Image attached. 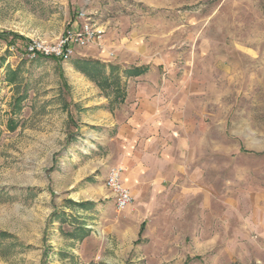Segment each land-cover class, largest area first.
<instances>
[{
	"label": "rangeland",
	"instance_id": "rangeland-1",
	"mask_svg": "<svg viewBox=\"0 0 264 264\" xmlns=\"http://www.w3.org/2000/svg\"><path fill=\"white\" fill-rule=\"evenodd\" d=\"M85 27L66 59L26 51ZM2 34L0 264H264V0H0ZM77 59L145 68L200 118L150 212L93 178L104 96Z\"/></svg>",
	"mask_w": 264,
	"mask_h": 264
},
{
	"label": "crops",
	"instance_id": "crops-1",
	"mask_svg": "<svg viewBox=\"0 0 264 264\" xmlns=\"http://www.w3.org/2000/svg\"><path fill=\"white\" fill-rule=\"evenodd\" d=\"M166 84L146 70L127 81L121 103L107 107L106 97H102L83 105L93 109L84 120L96 129L86 144L94 146V153H101L91 159L97 162L91 166L97 170L93 178L105 179L110 168L123 167V185L129 189L134 204L143 205L146 212L153 210L166 185L178 182V153L182 149L195 151L196 135L201 133L200 118L191 115L186 104L189 98L166 96ZM197 167L193 182L200 189L202 165Z\"/></svg>",
	"mask_w": 264,
	"mask_h": 264
},
{
	"label": "built area",
	"instance_id": "built-area-1",
	"mask_svg": "<svg viewBox=\"0 0 264 264\" xmlns=\"http://www.w3.org/2000/svg\"><path fill=\"white\" fill-rule=\"evenodd\" d=\"M97 34L85 27L82 31L67 32L56 44L52 46L43 45L40 42H31L26 45V51L31 56L41 54L43 56H53L66 59L73 54V45L85 46L95 40ZM123 167L114 166L109 169L104 186L117 209H124L132 204L133 198L129 189L123 185L121 176Z\"/></svg>",
	"mask_w": 264,
	"mask_h": 264
},
{
	"label": "trees",
	"instance_id": "trees-1",
	"mask_svg": "<svg viewBox=\"0 0 264 264\" xmlns=\"http://www.w3.org/2000/svg\"><path fill=\"white\" fill-rule=\"evenodd\" d=\"M4 36L3 34L0 35ZM37 56H43L38 54ZM52 57V56H51ZM55 58V57H54ZM74 66L79 69L90 81L94 82L103 96L111 98V105L121 103L125 96V81H122L121 76L118 72V68L114 65H106L99 61H90L84 59H77L74 62ZM145 72V68L134 67L125 70V76H138ZM123 74V75H124ZM72 206H78L81 209H86L93 203L90 201L75 203L69 200Z\"/></svg>",
	"mask_w": 264,
	"mask_h": 264
}]
</instances>
